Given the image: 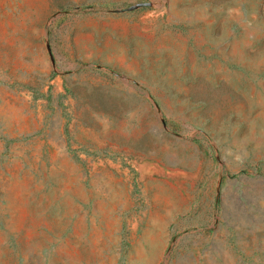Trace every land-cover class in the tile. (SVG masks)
I'll return each instance as SVG.
<instances>
[{"label":"rangeland","instance_id":"1","mask_svg":"<svg viewBox=\"0 0 264 264\" xmlns=\"http://www.w3.org/2000/svg\"><path fill=\"white\" fill-rule=\"evenodd\" d=\"M110 121L142 168L72 148ZM120 187L173 212L159 264H264V0H0V264H119L74 214Z\"/></svg>","mask_w":264,"mask_h":264},{"label":"crops","instance_id":"2","mask_svg":"<svg viewBox=\"0 0 264 264\" xmlns=\"http://www.w3.org/2000/svg\"><path fill=\"white\" fill-rule=\"evenodd\" d=\"M112 68L127 75L128 83L129 77L135 76L133 65L124 67L121 64ZM129 84H124L125 87L120 90L123 96L131 95L133 102L136 89L134 85ZM132 109L134 116L135 111L134 108ZM124 114L129 115V111H125ZM111 128H113L111 121L102 134L91 126L82 127L81 134L87 140H76L72 148L94 151L97 153L99 163L113 164L119 170L122 168L121 163L129 159L142 168L146 155L144 151L137 150L136 129L123 126L117 132V137H114ZM80 156L91 160V157L83 154ZM104 157L105 161H103ZM79 169L81 176L84 177L81 168ZM121 172L125 174V169ZM120 179H124L123 174ZM104 191L103 199L95 201L87 211L81 206L74 214L75 224L80 226V233H76L75 236H79L82 242H90L91 245L96 246L98 255H121L119 264H159L160 257L165 254L168 244L167 214L172 215L173 212L158 209L157 203L137 205L132 187L107 188ZM72 218L70 213L67 218L70 225Z\"/></svg>","mask_w":264,"mask_h":264},{"label":"water","instance_id":"3","mask_svg":"<svg viewBox=\"0 0 264 264\" xmlns=\"http://www.w3.org/2000/svg\"><path fill=\"white\" fill-rule=\"evenodd\" d=\"M142 5H147L148 3H141ZM135 6L130 7L129 9H134Z\"/></svg>","mask_w":264,"mask_h":264}]
</instances>
